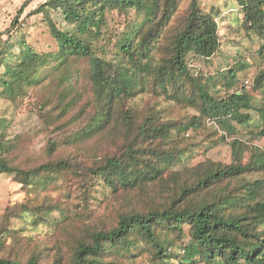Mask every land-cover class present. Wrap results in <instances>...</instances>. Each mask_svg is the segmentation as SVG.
I'll use <instances>...</instances> for the list:
<instances>
[{
  "label": "trees",
  "instance_id": "trees-1",
  "mask_svg": "<svg viewBox=\"0 0 264 264\" xmlns=\"http://www.w3.org/2000/svg\"><path fill=\"white\" fill-rule=\"evenodd\" d=\"M238 5L247 28L264 36V0ZM23 11L7 38L0 33V101L19 109L42 88L34 108L47 140L44 156L29 160L24 138H12L0 115V173L26 192L0 216V264H264V178L250 177L264 172L260 145L247 162L206 159L186 165L180 182L153 187L187 160L182 130L210 119L238 136L257 109L264 135V105L247 89L264 90V65L250 87L238 86L243 60L197 67L220 52L218 9L199 0H46L27 18L42 16L55 41L48 50L29 41ZM147 95L159 102L141 104ZM162 102L199 113L167 118ZM64 180L78 203L70 183L67 200L42 193ZM97 191L112 202L107 214L91 208ZM27 212L46 221L59 212L53 246L10 247L12 221Z\"/></svg>",
  "mask_w": 264,
  "mask_h": 264
},
{
  "label": "rangeland",
  "instance_id": "rangeland-1",
  "mask_svg": "<svg viewBox=\"0 0 264 264\" xmlns=\"http://www.w3.org/2000/svg\"><path fill=\"white\" fill-rule=\"evenodd\" d=\"M46 0H0V33L8 37V29H11L12 22L24 7L20 16V21L24 22L23 27L28 35L29 41L37 44L39 49L48 50L49 44H55L54 39L48 34V27L42 16L34 15L27 18L28 14L37 8V6ZM188 0H185V3ZM202 7L211 9L215 7L220 12L217 15L219 24V33L221 35V49L209 63L204 60L199 61L197 67L203 66V71H219L233 65L238 60H243L247 64L239 73L238 86L242 87L243 81L255 77L264 65V55L261 54V48L264 46V36L255 32L254 29L247 28L244 21V13L239 9V0H199ZM25 5V6H24ZM15 29V28H14ZM14 30L12 29V32ZM201 63V65H200ZM198 69V68H197ZM252 95V101L256 108L264 105V90L255 92L249 90ZM44 90L36 88L33 97L26 99L16 109L8 102L0 101V115L10 118L11 125L9 133L12 138H24L28 147L27 157L29 160H38L44 156V147L46 145L47 124L40 118L34 103L39 102ZM141 104H150L155 106L159 101L157 98L147 95L138 100ZM162 108L166 110L165 116L173 119H184L191 117L199 112L193 108H182L173 103L162 102ZM254 120L246 127H242L238 136L234 139H227L225 133L220 129L215 120L210 119L201 128L182 130L181 138L189 144L187 160L170 168L157 181L153 183L154 188H160L169 181H181L183 170L186 165L195 166L198 163L213 159L224 163L232 161L247 162L253 145H260L264 149V135L260 133L262 129V119L259 111L253 109ZM104 155L99 153L97 156L90 155L91 160H99ZM6 173H0V216L6 207L16 201H22L26 198V192L20 183ZM252 178H264V172L250 175ZM70 183L71 196L74 202H79L80 198L76 192V186L72 181H59L52 183L49 187L42 190V193H49L55 198L67 200L65 195L67 184ZM91 208L95 214H107L111 210V201L101 192L95 193ZM77 211V210H76ZM53 218L59 215L54 212ZM52 218V219H53ZM40 220L35 212H27L21 217L14 218L12 228L15 232L9 237L8 243L15 252L27 253L36 242L47 246H53L58 238V231L54 221ZM174 264H179L177 260ZM202 264V263H198ZM214 264V263H210Z\"/></svg>",
  "mask_w": 264,
  "mask_h": 264
},
{
  "label": "built area",
  "instance_id": "built-area-1",
  "mask_svg": "<svg viewBox=\"0 0 264 264\" xmlns=\"http://www.w3.org/2000/svg\"><path fill=\"white\" fill-rule=\"evenodd\" d=\"M253 83H254V77L248 78V79H246V80L244 81V85H245L246 87H250V86H252ZM210 121H212V120H210ZM225 135H226V138H227V139H234V138H235V136H233V137H229V135H228L227 133H225Z\"/></svg>",
  "mask_w": 264,
  "mask_h": 264
}]
</instances>
